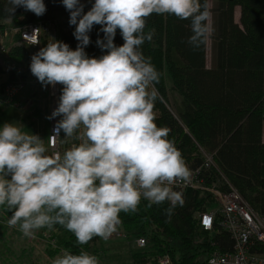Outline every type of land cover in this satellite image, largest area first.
I'll use <instances>...</instances> for the list:
<instances>
[{
  "label": "clouds",
  "instance_id": "9594fccd",
  "mask_svg": "<svg viewBox=\"0 0 264 264\" xmlns=\"http://www.w3.org/2000/svg\"><path fill=\"white\" fill-rule=\"evenodd\" d=\"M79 42L75 50L52 39L31 57L30 71L47 87L61 85L58 106L48 119L60 117L54 131L71 147L49 154L45 139L19 122L0 126V207L11 212L9 227L25 237L60 225L78 245L108 240L122 223L120 213H134L142 200L149 206L167 202L165 214L183 204L174 186L190 180L182 152L170 129L157 125L155 102L160 73L142 51L154 30L145 31L152 15L189 20L187 43L198 48L209 38L207 0H94L85 12L81 0H61ZM12 16L23 7L37 16L44 0H8ZM100 25L105 53L89 57V33ZM122 45L114 43L117 31ZM51 264H100L96 255L62 250Z\"/></svg>",
  "mask_w": 264,
  "mask_h": 264
},
{
  "label": "trees",
  "instance_id": "16d2710c",
  "mask_svg": "<svg viewBox=\"0 0 264 264\" xmlns=\"http://www.w3.org/2000/svg\"><path fill=\"white\" fill-rule=\"evenodd\" d=\"M212 1L208 38L212 52L210 66L207 64L208 40L198 48L187 43L191 35L189 20L155 14L147 19L145 31L154 30V36L152 41H145L142 51L146 57H151L160 73L159 83L155 85L158 91L155 122L170 129L168 138L182 152L188 168H202L206 185L220 183L222 188L226 187L214 167H204L203 151L213 155L220 171L249 204L264 213V0ZM93 2L81 0L85 12ZM44 3L46 12L42 16L23 7L16 8L10 16L5 11L10 7L8 0H0V30L9 20L13 23L8 24L13 26L39 21L45 26L51 23L56 30V40L75 50L79 42L73 35L75 25L69 24V11L61 0H44ZM40 25L37 47L24 44L20 34H14L17 42L10 48L13 58L28 56V48L46 46L45 38L49 34L42 33L45 26ZM100 28L95 25L89 33L91 43L85 48L89 57L105 54L96 44L97 39L104 37ZM19 43L27 49L20 52L23 46ZM114 43L123 44L119 30ZM171 91L175 92L174 96L170 95ZM63 136L62 132L64 140ZM182 197L183 204L175 206L170 217L165 214L170 206L167 202L149 206L145 200L136 212L120 213L121 232L129 238L146 241L145 246L131 254L132 264H157L158 256L164 254H169L174 264H203L214 250L230 252L233 249L231 235L218 223L212 230H205L201 225L200 214L215 207L212 194L187 189ZM1 212L7 219L11 216L3 207ZM52 230L65 232L68 237L60 248L48 247L51 256L61 250L73 254L81 250L96 254L100 250L91 248L99 237L78 245L75 236L60 225ZM44 231L48 230L37 232ZM253 250L264 251V243Z\"/></svg>",
  "mask_w": 264,
  "mask_h": 264
},
{
  "label": "rangeland",
  "instance_id": "374dc122",
  "mask_svg": "<svg viewBox=\"0 0 264 264\" xmlns=\"http://www.w3.org/2000/svg\"><path fill=\"white\" fill-rule=\"evenodd\" d=\"M208 6L209 9L212 8V0H209ZM237 20L239 21L238 14ZM5 23L7 25L4 26V29L17 27L8 24L13 23L12 20L6 21ZM39 23L42 25L44 24L41 21H39ZM208 25L211 33V13ZM44 26L45 25H43V27ZM45 27L42 33L49 34L46 36L47 38L44 37L47 43L52 39L56 40L54 25L49 23L46 24ZM14 36L12 35L7 38L6 42L9 46V54H4L0 61V94L5 87L2 88V85L6 81L10 80L9 82L13 84L16 82H23V86L18 89L17 93L10 101L4 100L0 102V126H2L4 122H19L23 125L25 131L40 136L42 139H45L46 143L51 127V119H48V117L51 116V85L47 87L42 86L30 71L32 55L45 46L42 45L36 49L28 48V56L25 55L23 57L13 58L10 54L12 50L10 48L14 44L13 42H17V40L15 41L16 35ZM20 46L25 47H22V49L19 50L20 52L27 49V47L22 44H20ZM211 61V40L209 39L207 44V64L209 66L211 65ZM61 89L62 86L59 85V93ZM169 93L172 96L175 95V92L171 91ZM58 118L60 119V117ZM72 143H74V141L68 139L67 142H65L66 149L71 147ZM214 169L221 177L222 172L220 169L216 167H214ZM216 186H220V183ZM214 206L218 207L216 201ZM118 232H121L120 227H118L117 232L108 240L98 238L92 244V249H100L98 253L94 254L98 257L100 264H132L131 254L141 249L135 238H129L125 234L117 235ZM149 232H151V230ZM67 237L68 235L65 232L55 230H48L43 233L36 232L33 237H25L18 230V227L13 228L8 226L7 218L1 212L0 207V264H51L52 259L60 255L62 250L56 253L55 256H51L48 247L52 246L51 248L53 249H56V247L60 248L62 242L67 239Z\"/></svg>",
  "mask_w": 264,
  "mask_h": 264
},
{
  "label": "built area",
  "instance_id": "2783aa9c",
  "mask_svg": "<svg viewBox=\"0 0 264 264\" xmlns=\"http://www.w3.org/2000/svg\"><path fill=\"white\" fill-rule=\"evenodd\" d=\"M15 34H20L21 41L31 47H37L40 44L41 25L31 22L23 26L11 27L0 30V56L8 53L9 46L7 38ZM23 86V82L8 83L0 94V102L10 101ZM59 85L50 86V109L51 114L58 106ZM58 117L51 119L50 132L48 134L46 146L49 147V154L53 152L63 153L66 150V144L62 139V132L57 138L54 131ZM204 167L218 166L213 155L203 151ZM190 180L181 182L174 186V190L181 193L187 189L206 190L210 192L218 207L208 209L200 214L201 225L205 230H212L216 223L225 229L234 241L233 249L230 252H221L214 250L208 256L203 264H264V251H258V244L264 243V213L255 210L241 192L236 189L229 180L221 173L226 185L225 188L216 185H206L203 177L202 168L190 169ZM124 234L118 232L117 235ZM145 239L138 238L139 247L145 246ZM157 264H174L169 254L160 255L157 258Z\"/></svg>",
  "mask_w": 264,
  "mask_h": 264
},
{
  "label": "crops",
  "instance_id": "0c3cea01",
  "mask_svg": "<svg viewBox=\"0 0 264 264\" xmlns=\"http://www.w3.org/2000/svg\"><path fill=\"white\" fill-rule=\"evenodd\" d=\"M237 14H238V17H239V9H237V11H236V18H237ZM2 57H3V55L0 56V61H1ZM263 139H264V134H263Z\"/></svg>",
  "mask_w": 264,
  "mask_h": 264
},
{
  "label": "water",
  "instance_id": "95a60500",
  "mask_svg": "<svg viewBox=\"0 0 264 264\" xmlns=\"http://www.w3.org/2000/svg\"><path fill=\"white\" fill-rule=\"evenodd\" d=\"M94 3V2H93Z\"/></svg>",
  "mask_w": 264,
  "mask_h": 264
}]
</instances>
